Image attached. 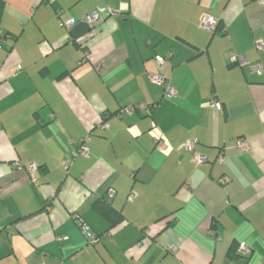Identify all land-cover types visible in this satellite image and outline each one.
<instances>
[{
	"label": "crops",
	"instance_id": "obj_1",
	"mask_svg": "<svg viewBox=\"0 0 264 264\" xmlns=\"http://www.w3.org/2000/svg\"><path fill=\"white\" fill-rule=\"evenodd\" d=\"M0 6V264H264V73L231 61L264 68L263 0ZM158 56L170 98L151 79ZM141 101L150 114H119ZM102 198L122 221L98 212ZM241 242L252 253L233 256Z\"/></svg>",
	"mask_w": 264,
	"mask_h": 264
},
{
	"label": "built area",
	"instance_id": "obj_2",
	"mask_svg": "<svg viewBox=\"0 0 264 264\" xmlns=\"http://www.w3.org/2000/svg\"><path fill=\"white\" fill-rule=\"evenodd\" d=\"M264 3V0H263ZM112 14L113 15H117V12L112 10ZM99 14L98 12H92L86 15V20L90 21V22H94L96 20H98L99 18ZM74 23H76V19L75 18H70L68 20H66L64 22V24L67 27L72 26ZM200 25L203 28H206L209 31H215L218 25V20L215 16L211 15V14H204L200 20ZM256 47L259 50H263L264 49V41L263 40H258L256 42ZM157 60L159 62L160 65V72H158L157 74L151 75V79L160 85H164V94L166 97H173L177 94L176 88L175 86L170 82L169 78L162 73V68H163V62L164 59L162 57H157ZM231 61L232 62H236L239 63L240 65L243 66H248L249 70L252 73H256V74H263L264 73V68L262 66V64L260 62H248L246 60V58L244 56L238 55L236 53H234L231 56ZM210 104L214 107H218L220 105V102H218L216 99H212L210 101ZM155 106L153 104H148L147 102L141 101L139 103H135V104H129V105H125L123 106L120 111L119 114H126V115H132L134 113H138V114H149L152 110V107ZM100 127L102 129H105L108 127V123L106 121H102L100 122ZM198 139L197 138H191L189 140H187L186 142V146L189 150H191L193 152V160L195 161V163L197 164H206L208 162V157L205 154L199 153L196 151V146L198 144ZM156 146L159 148H165L166 144L162 139H156L155 140ZM237 146L239 149L244 150V149H249L248 147V143L246 142V140L244 138H239L237 139ZM80 152L84 155H86L88 153V149L85 146H81L80 148ZM219 160H223V157L220 156ZM71 161V159H68L66 161L67 164H69ZM16 167L17 168H25L27 169L29 172H33L36 168L37 165L35 163L29 164L27 166L22 165L20 162H16ZM109 196H114L115 194V189L114 188H110L108 191ZM79 223H80V227L82 229V231L85 233V235L87 236L88 240L93 243L96 242L98 237L92 233L91 231V227L89 224H87L84 220H82L81 218L78 219ZM1 229V227H0ZM238 253L241 255H250L252 253V248L249 247L245 242H241L238 245V249H237Z\"/></svg>",
	"mask_w": 264,
	"mask_h": 264
},
{
	"label": "trees",
	"instance_id": "obj_3",
	"mask_svg": "<svg viewBox=\"0 0 264 264\" xmlns=\"http://www.w3.org/2000/svg\"><path fill=\"white\" fill-rule=\"evenodd\" d=\"M153 105H155V104H153ZM154 107L155 106H153L152 109ZM95 207L98 210V212H100L101 215H103L104 217H106L110 221L112 226L116 225L117 223H119L123 219L122 214L120 213V211L116 210L109 203L108 199H106V198H104V199L102 198L100 200H97V202L95 203ZM79 218H80V216H78V219ZM0 227H1V229L3 228L2 226H0ZM237 249H238L237 245H236V247H234L232 249L233 256H239V253H238Z\"/></svg>",
	"mask_w": 264,
	"mask_h": 264
}]
</instances>
